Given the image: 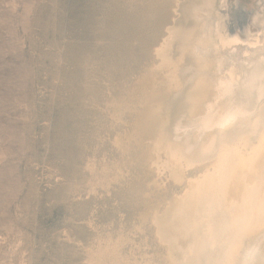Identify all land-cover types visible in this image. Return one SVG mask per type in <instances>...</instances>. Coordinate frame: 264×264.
Segmentation results:
<instances>
[{"label": "rangeland", "instance_id": "rangeland-1", "mask_svg": "<svg viewBox=\"0 0 264 264\" xmlns=\"http://www.w3.org/2000/svg\"><path fill=\"white\" fill-rule=\"evenodd\" d=\"M171 6L0 0V264H164L141 215L180 187L139 159L135 119ZM263 7L227 0V25Z\"/></svg>", "mask_w": 264, "mask_h": 264}, {"label": "bare ground", "instance_id": "bare-ground-1", "mask_svg": "<svg viewBox=\"0 0 264 264\" xmlns=\"http://www.w3.org/2000/svg\"><path fill=\"white\" fill-rule=\"evenodd\" d=\"M171 7L135 124L139 159L180 190L141 218L164 264H264V7L240 33L227 0Z\"/></svg>", "mask_w": 264, "mask_h": 264}]
</instances>
